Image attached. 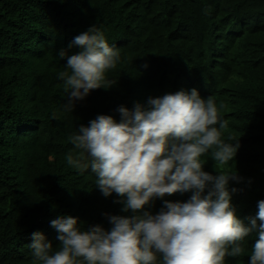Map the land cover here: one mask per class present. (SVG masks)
Listing matches in <instances>:
<instances>
[{
  "label": "trees",
  "instance_id": "obj_1",
  "mask_svg": "<svg viewBox=\"0 0 264 264\" xmlns=\"http://www.w3.org/2000/svg\"><path fill=\"white\" fill-rule=\"evenodd\" d=\"M92 25L121 60L108 88L66 112L57 73L80 51L74 38ZM192 89L215 100L228 121L222 136L241 143L224 172L241 177L230 182L241 191L232 204L247 224L264 199V0H0V264H39L28 247L35 232L56 250L50 221L57 216L107 230L108 215H131L115 193L102 195L90 170L67 165L66 155L79 151L68 137L97 115L119 122L120 106ZM240 128L255 133L251 145ZM252 237L225 264H248Z\"/></svg>",
  "mask_w": 264,
  "mask_h": 264
},
{
  "label": "clouds",
  "instance_id": "obj_2",
  "mask_svg": "<svg viewBox=\"0 0 264 264\" xmlns=\"http://www.w3.org/2000/svg\"><path fill=\"white\" fill-rule=\"evenodd\" d=\"M72 43L80 51L68 56L65 70L57 73L68 98L63 110L71 113L76 100L108 88V73L121 60L119 48L110 45L96 25ZM59 55L63 58L66 53ZM118 112L119 122L110 115H97L87 126H79L68 137L78 154L70 152L65 159L73 169L90 170L102 195L115 193L116 202L131 215H108L107 230L100 225L82 227L79 218L70 215L57 216L50 225L57 232L58 248L53 250L43 233H33L28 247L35 260L225 264L226 257L245 253L253 233L251 240L255 234L258 239L248 264H264V199L247 224L238 218L232 194L241 191L230 188V182L239 183L241 177L237 170H224L241 143L222 136L228 121L219 114L215 100L202 98L196 89L180 90L149 98L146 105L137 103L132 110L120 106ZM247 130L240 128V137L247 136L251 145L255 133L248 135ZM208 153L211 158L201 159ZM156 199L161 200L155 206Z\"/></svg>",
  "mask_w": 264,
  "mask_h": 264
}]
</instances>
